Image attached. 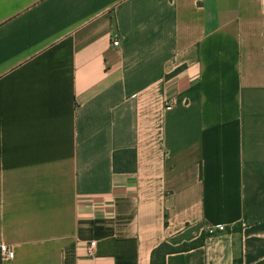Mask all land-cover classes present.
I'll use <instances>...</instances> for the list:
<instances>
[{
    "label": "crops",
    "instance_id": "0c3cea01",
    "mask_svg": "<svg viewBox=\"0 0 264 264\" xmlns=\"http://www.w3.org/2000/svg\"><path fill=\"white\" fill-rule=\"evenodd\" d=\"M203 233L165 264L264 263V0H0V264Z\"/></svg>",
    "mask_w": 264,
    "mask_h": 264
},
{
    "label": "trees",
    "instance_id": "16d2710c",
    "mask_svg": "<svg viewBox=\"0 0 264 264\" xmlns=\"http://www.w3.org/2000/svg\"><path fill=\"white\" fill-rule=\"evenodd\" d=\"M136 150H120L116 151L113 155V166L116 173H129L136 169ZM242 231V226L237 229ZM209 236L208 233H203L198 239L191 243H186L179 247L171 246L170 244L164 243L155 249L152 253L153 263L155 261L158 264H165L166 255L172 253H181L194 250L196 248L202 247L205 243L206 238ZM236 264H242L241 261H236ZM262 264V263H260Z\"/></svg>",
    "mask_w": 264,
    "mask_h": 264
},
{
    "label": "built area",
    "instance_id": "2783aa9c",
    "mask_svg": "<svg viewBox=\"0 0 264 264\" xmlns=\"http://www.w3.org/2000/svg\"><path fill=\"white\" fill-rule=\"evenodd\" d=\"M112 45L115 47L119 46L120 45L119 39L115 38L112 42ZM176 103H177L176 98H168V99L164 100V105L166 107L174 106ZM218 230L224 231L225 227L220 226V227H218ZM213 231L214 230H210V233H213ZM95 245H96V243L92 242L88 248V254L90 256L93 255ZM0 252H1V254L5 260H10V259H13L15 257V251L12 248H9V246L7 244H1Z\"/></svg>",
    "mask_w": 264,
    "mask_h": 264
},
{
    "label": "rangeland",
    "instance_id": "374dc122",
    "mask_svg": "<svg viewBox=\"0 0 264 264\" xmlns=\"http://www.w3.org/2000/svg\"><path fill=\"white\" fill-rule=\"evenodd\" d=\"M262 264H264V263H262Z\"/></svg>",
    "mask_w": 264,
    "mask_h": 264
}]
</instances>
